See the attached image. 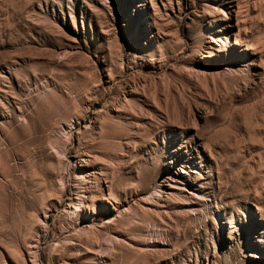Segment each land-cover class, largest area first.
Segmentation results:
<instances>
[{"label":"rangeland","instance_id":"obj_1","mask_svg":"<svg viewBox=\"0 0 264 264\" xmlns=\"http://www.w3.org/2000/svg\"><path fill=\"white\" fill-rule=\"evenodd\" d=\"M0 264H264V0H0Z\"/></svg>","mask_w":264,"mask_h":264},{"label":"bare ground","instance_id":"obj_2","mask_svg":"<svg viewBox=\"0 0 264 264\" xmlns=\"http://www.w3.org/2000/svg\"><path fill=\"white\" fill-rule=\"evenodd\" d=\"M83 202L82 200V197H77L75 200H74V204L75 207H78L81 203ZM74 207V206H73Z\"/></svg>","mask_w":264,"mask_h":264}]
</instances>
